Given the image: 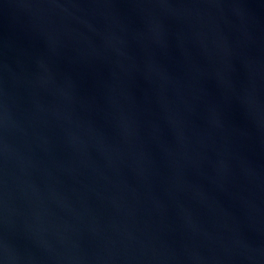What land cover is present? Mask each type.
Instances as JSON below:
<instances>
[{
	"label": "water",
	"instance_id": "1",
	"mask_svg": "<svg viewBox=\"0 0 264 264\" xmlns=\"http://www.w3.org/2000/svg\"><path fill=\"white\" fill-rule=\"evenodd\" d=\"M0 264H264V0H0Z\"/></svg>",
	"mask_w": 264,
	"mask_h": 264
}]
</instances>
